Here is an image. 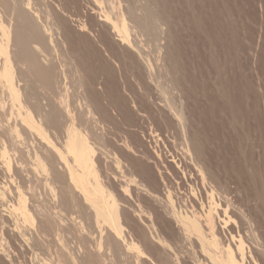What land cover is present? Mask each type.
I'll return each instance as SVG.
<instances>
[{
    "label": "bare ground",
    "instance_id": "1",
    "mask_svg": "<svg viewBox=\"0 0 264 264\" xmlns=\"http://www.w3.org/2000/svg\"><path fill=\"white\" fill-rule=\"evenodd\" d=\"M31 1L0 0V6L5 8V11H8L9 14L7 16L11 17L12 21L14 20L13 25H10V21L7 22L9 23L7 25L6 20L3 19L5 17L1 14L2 10L0 11V205L3 208H0V260L5 264H16L5 231L13 234L16 241L18 238L27 243L34 252L38 246H43L46 248L45 251L49 252L50 248L56 245L57 249L55 247V252L53 253L52 250L53 254L50 252L48 258H40L38 253H34V259L38 264H108L110 258L121 253L122 242L127 250L135 251V254L138 253L139 257V254H144L141 244L134 239L129 241L127 240L129 237L125 236L127 232V223H125L127 210L125 211L124 207H130L133 209L134 214L131 213L139 217L140 220H143V217L149 219V225L148 223L144 224L157 235V244L162 249L159 254L163 253L158 257L161 264H187L186 261H183L184 259L179 258L182 248L187 249L188 258L190 257L195 264H247L248 254L253 263L258 264V260H255L256 258L253 255L254 250L247 251L242 227H244L245 222L249 224V233L252 236L249 235L257 241L255 246H260L257 243H259L258 240L261 236L256 235V225L254 227L251 223L253 215L251 216L252 213L245 210L246 207H244L248 202L260 200L259 191L248 197L246 195L241 200L235 199L233 201V198L230 197V190H227L223 186L224 184L216 179V175L212 177V175L206 173V169L203 170V165L201 166L197 157H195L198 156V153L197 155L194 154L195 151H191L190 147L183 144L185 141L189 144L190 140L184 126V99L180 89L181 81H178L179 78L171 73L165 58L167 52L164 41L168 36L167 31L169 30H167V27L169 22L167 15L165 16L158 8L160 4L157 5L156 2L159 1L92 0L98 9H94L91 14L96 15L95 25L100 27L103 33L108 34L109 37L105 38L106 43L112 46L114 44L118 47L121 46L122 48H119L125 50L127 55L129 54L132 57L131 60L135 64L132 63L127 67L125 65L126 70H123L120 67L119 61L121 60L118 59L117 54H112L116 50L113 52L110 49L111 53L107 49L108 44L103 41L105 40L102 37L104 34H98L97 44L104 50L105 56L110 59L108 61H112L113 64L111 66L102 65L100 68V73L104 76H102L104 84H101L102 87L100 88L107 94L108 99L105 98L108 100L107 104L111 105L110 108L113 107L111 108L113 113H111L115 115L112 118L114 127L119 131V127L132 125L136 123L139 117L147 121H153V117L149 113L150 109L153 106L161 107L162 111H167L168 117L171 115L173 120L177 121V124L173 126H178L182 133L181 136L185 140L182 144L186 148L184 153L187 155V161H190L196 167L192 168L197 169V172H195L197 175L185 172L186 174H182L183 181H180V178L175 179L176 188L167 187L165 178L161 176V181L166 189L165 197L158 194L159 192L153 191L154 188L145 184L135 175V172L133 173V170L132 172L128 170V161L124 160L121 154L127 152L128 156L138 155L135 143L133 144L128 137H124L123 140H121V137L120 140H117L118 138L112 136L114 134L106 133L105 129L106 132L104 133L102 127H100L101 130L99 127L97 129L102 120L96 118L95 111L92 105L87 102V98L85 100L83 97L84 101L82 99V102L79 101L81 104L83 103L78 107L81 108L78 110V112L81 110L79 115H77L78 112L74 113V109H72L73 102H71L69 94L68 81L71 76L68 75V71L73 69L70 72L71 75L74 72L73 75L78 76L81 68L79 69L77 62L71 68L72 59H70L72 60L71 63L67 62L66 59L60 60V62L58 61L59 65H57L58 62L55 57L58 55L57 52L59 53V48H57V40L55 41L56 25L41 22L43 19L40 18L41 21L39 20L36 14L38 12H36V8L34 9L35 4L33 5ZM80 24V31L88 34L92 33V28L95 26L87 21H80ZM177 36L175 39L178 38ZM61 52L59 55H62ZM72 52L74 51L72 50ZM76 58H78L77 55ZM59 59L57 58V60ZM68 66L71 69L67 68V71L66 67ZM115 68L119 72L118 75L120 76L117 77L123 83L122 86L117 83L121 82L117 81ZM79 78L77 81H80L78 83L80 88L76 87L82 91V88H84L82 87V81L84 79L79 80ZM132 81L135 82L137 87H134ZM104 92L102 94L106 96ZM125 95H127L126 98ZM128 96L130 102L127 100ZM163 115H166V113ZM98 130L100 131L98 132ZM212 131L211 134H213ZM125 132L121 135L124 136ZM150 133L152 135L154 131H150ZM225 137L227 138V136ZM193 149L196 150V147ZM186 155L183 154L184 157ZM156 157L161 159L162 155L160 156L157 153ZM102 159L104 162L109 160L115 167L117 172L113 169L115 172L113 171L111 174L112 179L118 182V185H116L115 181L118 188H114L115 185L113 187L112 179L109 180V177V179L104 178L105 174L103 176L101 172ZM228 162L230 163V161ZM136 163H138V159ZM170 163L177 166L175 168H179L176 157H173ZM136 166L138 167V165ZM252 166L247 171L243 167V169L238 168V166L236 170L238 177L244 179L245 184H251V187L256 182V177L254 179V175L251 173L255 168ZM107 168L109 170L110 167ZM156 168L161 174L162 171L157 165ZM224 170L226 171V169ZM135 189H139V192L142 190L144 194L165 207L166 214L171 216L176 229H178L175 230L177 234L175 237L173 236L174 239L158 230L153 223L152 212L148 211L149 208L144 210L139 201H135L137 202L136 209L132 206L131 202L135 199L133 196ZM43 193L47 201L43 199ZM243 202H246V205H243ZM157 207L155 209H158ZM143 221L145 222V220ZM253 221L256 220L253 219ZM220 228L227 230V243L221 238L223 234L220 233ZM64 234L65 236H63ZM246 234H248L247 231ZM50 236H57L58 240L53 237L57 243H55V240V242H49L48 238ZM51 244L55 245L50 246ZM128 252L129 255L130 252ZM170 252L175 255L172 256L174 259H172ZM149 253L151 254V252ZM152 257L154 258L155 255Z\"/></svg>",
    "mask_w": 264,
    "mask_h": 264
},
{
    "label": "rangeland",
    "instance_id": "2",
    "mask_svg": "<svg viewBox=\"0 0 264 264\" xmlns=\"http://www.w3.org/2000/svg\"><path fill=\"white\" fill-rule=\"evenodd\" d=\"M158 1L160 2V3L156 2L157 5L160 4L158 8L165 14V16L167 15V19L169 22V23L167 22L169 24L167 27V30H169L170 32L167 31L169 34L167 33L168 36L166 35L167 37L165 38V41H164L166 44L165 50L167 52L165 53L167 54L165 58L167 60V65L169 69L171 70V73H173L177 78H179L178 81L179 80L181 81L180 82L181 86L180 84L179 86L181 87L180 89L183 93V99H184L183 100L184 126H185V132L186 133L188 132L187 136L190 140L188 142L189 144L185 143L186 141L184 140L183 136H181L182 133L179 130L178 126L177 125L173 126L174 124H177V121L175 119L173 120V117H171V115H169L168 117L167 111L165 110L162 111V108L157 107V106H153L154 108L152 107L149 112L151 117H153L152 119L153 121H147L146 119L144 120L143 118H140L138 116L139 119L138 118L137 119L139 121L137 120L138 122L136 121V123H133L132 124L134 125L133 127L132 125H124L125 126V129H124V126L122 125L121 127H119V131L114 127L112 118L115 115L112 114L113 112L111 109L113 107L110 108L111 105H109V103L107 104L108 100L105 99L107 98V94L104 92V90H102V88H100L102 87L101 84H104L103 83L104 80L102 79L104 76L102 73H100L101 71L100 68L102 67V65L105 66L107 64L108 66H111L113 64H112V61H108L110 59H108V57L105 56L104 50L97 44V41H96V39L98 38V34L100 33H102V35L104 34L105 37L102 36L103 39L105 38L107 39L109 36L108 34L106 35V32L103 33L100 27L95 25L96 15L95 14L93 15L91 13L93 12L94 9H98V8H97V5H95L92 0H32L31 2H33L32 3L33 5L35 4L34 9L36 8L35 10L36 12H38L36 14L39 20L40 18L41 20L43 19L42 21L40 20L41 22H46V23L48 22L49 24L56 25L57 31L55 33H56V38L57 37L58 38L57 39L55 38V41L57 40L56 41L58 44L57 48H59L58 49L59 53L57 52V54L59 55L60 52L62 51L61 52L62 55H59V56L56 55L55 57L56 61L60 62V60L66 59L67 62L69 61L71 63V61L73 60V62L71 63L72 65H70V67L72 68L73 64L75 63L76 65V62H77V66L79 65L78 66L79 69L81 68L80 73H79L80 76L79 74L78 76L76 75L74 76L73 75L74 72L72 73V75L70 73L72 72L73 69H71L69 66L66 67V69L67 68L71 69V70L69 69L70 71H68L67 69V71L69 72L68 75L72 77V78L70 77V80L68 81V87H69V94L71 96L70 100L71 102H73L72 109H74V113L76 114V112H78V110L81 109L78 107L83 104V103L81 104V102L84 101L82 98L84 97L85 100L87 98V102H89L92 105V108L95 111L96 118L102 120V123L99 126H97V129L102 127L103 129L102 131H104V129L107 131V132L104 131V133L106 132L108 134H114L112 136L116 137V139L118 138L117 140H120L121 137H122L121 140H123L124 137H128V139L130 138L129 140H131L133 144L135 143L136 145V146L134 145L136 147L135 149L137 150L139 154L136 156H133V155L128 156L127 152H124L126 154L123 153L124 155L123 154L121 155L124 158V160L128 161V164H129L128 170L131 172L133 170V173L135 172V175H137L145 184L152 186L154 188L153 191L157 193L159 192L158 194H160L162 197H165L166 189L161 181V176L165 178V184L167 187L170 186L174 188L176 186L175 179L178 180L180 178V181H183L182 174H186V173L196 174L195 173L197 172L196 171L197 169L195 170L196 167L193 166V164L190 161H187V155L184 153V151L186 150L185 146L190 147L191 151L192 150L193 152L195 151L194 154L197 155L198 153V156H195V157H197V160L199 161L200 165L201 166L203 165L202 166L203 170L206 169L207 170L206 173L209 175H212V177L216 175L215 176L216 179L220 180V183L224 184L223 186L227 188V190H230L231 192L230 197L233 198L232 199L233 201L235 199L241 200L243 199L244 196L247 195L248 197L259 191V194L261 195V198L259 201H251L248 203L243 202V205L246 203L247 205L245 204L246 206H244L246 207V209L245 208L244 209L247 210L248 212H251L252 214L249 213L251 214V216L253 215L251 217L252 218L251 223L254 225V227L256 225V228H257V230L255 231L256 235L261 236L260 239L258 240L259 243H257V244H260V246H257V245L255 246L257 241L251 237L252 235L249 233L248 223L245 222V225L246 224L247 225L246 226L244 225V227H242L243 231L242 230L241 231L244 236V240L246 242L247 251L254 250L253 255H254V258H256L255 260H258L257 261L258 264H261V263L264 264V208H263L264 207V0H179V1L172 0V2L171 0H158ZM162 2H165V3H162ZM178 2H180L181 4L179 5ZM163 8L165 10L167 9L168 11L166 12ZM178 9L180 10V12ZM1 10L5 13L8 12V11L6 12L5 8H3L2 6H0V11ZM2 11H1V14L3 17H5L3 18L6 20L5 22L7 23L10 21L11 22L10 25H13L14 20L12 21L11 17L7 16L9 14L8 13L5 14ZM174 20H176L177 22ZM80 21H87L95 25L94 26L95 28L94 27L92 28V31H91L92 33L88 34L87 32L85 33V32L80 31V27H81ZM8 24L9 23H7V25ZM57 26L60 28H58ZM176 36L178 38L175 39ZM171 37L173 38L171 39ZM106 39L103 40L105 41V43H106ZM89 45L92 48H90ZM119 47L116 44H114L113 46L108 44L107 49H109V51L111 49V51L113 52L116 50V52L114 53H112L111 51L110 52L113 55L117 54L118 59L121 60L119 61V64L121 65L120 67H122L123 70H126L125 65L127 67L133 63L131 60L132 57L129 54L127 55L126 51L121 49L122 47L121 48ZM172 47H173V50L175 51L172 50ZM168 48L169 50L170 49L171 50L169 51ZM72 50L74 52H72ZM88 53L89 55L90 54L91 55L89 56ZM76 55L78 58H76ZM57 58L58 59L61 58V59L57 60ZM91 58L94 60H92ZM84 59L85 61H83ZM56 61L55 63H57ZM59 62L57 65H59ZM121 63L122 64L124 63L123 64L124 66ZM115 69L117 71V68ZM117 72H116V77L120 76L118 75L119 72L118 73ZM77 77L78 78L80 77L79 80L84 79L82 81V87H84L82 88V91L78 89L80 88L78 84L80 83V81L79 82L77 81L78 80ZM88 81L90 82V85ZM117 81L121 82L120 78L118 79L117 77ZM71 82H73L72 85H71ZM117 83L119 86H122L123 84L122 82L121 83L117 82ZM91 84L93 85L91 86ZM132 84L134 85V87H137L135 86L136 85L135 82L133 83L132 81ZM88 85L91 87H89ZM74 86L75 87L77 86L78 88L77 87L75 88ZM97 89H100V90H97ZM102 92H104V95L106 94V96H103ZM126 97L127 95H125V98ZM127 100L128 102H130L129 96ZM75 104L77 105V107ZM80 112L81 110L78 112L77 115H79ZM162 112L163 114L166 113V115H163ZM170 121H172L173 123ZM100 130H98V132ZM108 131H110L111 133ZM150 131H154V134L151 135ZM211 131L213 134H211ZM116 132L117 134H115ZM124 132H125L124 136L121 135ZM225 136H227L228 139ZM182 143L186 145L183 146ZM190 143L192 144L190 145ZM177 144L178 145L180 144V145L176 146ZM183 147H184V150H183ZM195 147H196V150L193 149ZM157 153H159L160 156L162 155L161 159L156 157ZM183 154L186 155V157H184ZM204 155H205V159H204ZM173 157H176V161L179 163V168H175L177 166L170 163ZM137 159H138V163H136ZM228 161H230V163ZM102 165L104 168L102 167L101 172L103 176L105 174L104 178L106 179L110 178L109 180H111L113 178L111 172L115 170V167L112 165V163L109 162V160L108 162L106 161L104 162L103 159H102ZM136 165H138V167ZM156 165L162 171L161 174L156 168ZM251 165H253L252 167H255L253 168L251 173H253L254 179L256 177L255 184H257V185L252 184V187H251V184L249 183H248L249 185L245 184V181H243L244 179H240L238 175L236 174L237 166L238 168L243 167L244 170L247 171V169H249ZM108 166L110 167L109 170L107 168ZM0 167H1V164H0ZM192 167H195V168H192ZM224 169H226V171ZM173 175L176 177H174ZM115 181L116 180L112 179L111 183L113 187L115 185ZM116 183H117L116 185H118L117 181ZM116 185L114 188H118V186L116 187ZM133 192H134L133 196L135 197V199L134 201L131 202L132 206L136 209L137 202L135 201H139L141 202V205L144 207V210L145 209L147 210L149 208L150 210L148 209V211L150 213L152 212L151 213L152 220L155 226L158 228V230L166 235L168 234L167 235L168 237L174 239L175 235L177 234L175 230L177 231L178 229H176L174 221L172 220L171 216L169 214H166L167 212L165 210V207L162 204L160 205L159 202H156L154 199L150 198L148 195L144 194L142 190H140L139 192V189H135ZM44 195L45 194L43 193L42 197H44ZM140 196L141 198H139ZM45 197L43 198L44 200H45ZM45 201H47V199ZM48 201H49V198H48ZM259 203L261 206L259 205ZM148 204H150L151 206ZM157 206H160V207H157ZM152 207L154 209L157 207L158 209L154 210ZM0 208L3 209L1 205H0ZM124 208H125L124 209L125 211L127 210L125 214V223H127V226H128L127 227L126 224L124 223L127 228V232L125 233V236L129 237L127 240L130 241L131 239H134L136 242L141 244L144 254H139V257H138L137 252H136L137 253L136 255L135 251L127 250V248H125V244L122 242L121 253L117 254L116 257L110 258L108 260L109 261L108 264H113V263L114 264H119V263L120 264H124V263L125 264H147V262L148 264H161L158 261V257L161 256L163 253L159 254L160 252H162V249L160 248L161 246L157 244V238H156L157 235L155 234V232H152L151 230H149V227L145 225L149 222L148 221L149 219L143 217V220H145L144 222L143 220H140L139 217L133 215L134 212L132 208L130 207H124ZM155 212H156V215H155ZM253 219H255L256 221H253ZM258 220L259 221L261 220V222H259ZM159 222L160 224H158ZM161 225L163 226V228ZM245 230L247 231L248 234H246ZM224 231L225 229L220 228V233L223 234V235L221 234L222 235L221 238L223 239V241L227 243L228 241L227 240L228 234L226 232L227 230L225 231V233ZM5 232H6L5 234H7L6 237L8 238L10 242L11 252L13 255L12 257L16 264H38V262L34 259V253H38L40 258H48L49 257L48 254L55 252L54 250L56 247L55 244L50 245V246H54V245L55 246L53 248H50L51 250L49 252L45 251L46 248H44L43 246L36 247L37 249L35 248V252H34L32 247H30L27 243L22 242L18 238L16 241L15 240L16 238H14L13 234H9L10 232H7V231ZM245 235L247 236V238ZM63 236H65V234ZM223 236L225 237L223 238ZM53 237L54 236H50L48 238L49 242L52 243L55 239L58 238L57 236L54 237L55 239ZM40 239L44 240L42 238ZM66 239H67V235H66ZM172 239L170 240L174 242ZM55 243H57V241ZM41 247L42 249H40ZM126 250L129 251L131 254L128 252L129 253L128 255ZM186 250L187 249L185 248L181 249L182 254L179 253V258L184 259L183 261H186L187 264H195L190 259V257L188 258L189 255ZM185 251L187 252L186 254H185ZM149 252H151V254ZM154 255L155 257L153 258L152 256ZM172 256H175V255L172 254L171 257ZM248 256H247L246 262L247 264H252L253 260H251V258H249ZM172 259H174V257H172ZM155 260L157 263L155 262ZM132 261L134 262L132 263ZM2 263H3L2 260H0V264ZM3 264H5V262Z\"/></svg>",
    "mask_w": 264,
    "mask_h": 264
}]
</instances>
